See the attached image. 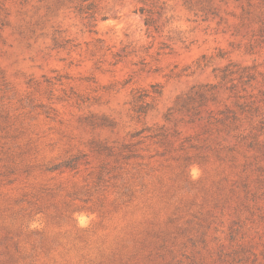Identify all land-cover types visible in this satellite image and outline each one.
<instances>
[{
  "label": "rangeland",
  "instance_id": "rangeland-1",
  "mask_svg": "<svg viewBox=\"0 0 264 264\" xmlns=\"http://www.w3.org/2000/svg\"><path fill=\"white\" fill-rule=\"evenodd\" d=\"M0 264H264V0H0Z\"/></svg>",
  "mask_w": 264,
  "mask_h": 264
},
{
  "label": "trees",
  "instance_id": "trees-1",
  "mask_svg": "<svg viewBox=\"0 0 264 264\" xmlns=\"http://www.w3.org/2000/svg\"><path fill=\"white\" fill-rule=\"evenodd\" d=\"M147 25H149L150 24V21H147V23H146ZM157 95H160V92H158L157 91V93H156Z\"/></svg>",
  "mask_w": 264,
  "mask_h": 264
}]
</instances>
